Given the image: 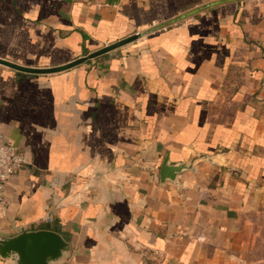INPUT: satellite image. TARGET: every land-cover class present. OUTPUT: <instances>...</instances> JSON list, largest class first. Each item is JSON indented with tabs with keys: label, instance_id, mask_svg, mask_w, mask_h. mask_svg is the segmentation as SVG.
I'll return each mask as SVG.
<instances>
[{
	"label": "crops",
	"instance_id": "1",
	"mask_svg": "<svg viewBox=\"0 0 264 264\" xmlns=\"http://www.w3.org/2000/svg\"><path fill=\"white\" fill-rule=\"evenodd\" d=\"M211 1L0 0V57L63 65ZM0 128L26 158L0 237L59 232L53 264H264V0L59 72L0 63Z\"/></svg>",
	"mask_w": 264,
	"mask_h": 264
},
{
	"label": "water",
	"instance_id": "2",
	"mask_svg": "<svg viewBox=\"0 0 264 264\" xmlns=\"http://www.w3.org/2000/svg\"><path fill=\"white\" fill-rule=\"evenodd\" d=\"M227 1L231 0H215L205 3L189 11H186L185 13L171 20L150 27L145 31L129 35L108 45H104L84 56H81L63 65L45 68L29 67L10 61L8 59H4L2 57H0V63L26 73L42 74L59 72L82 64L87 60L96 58L106 52L132 42L139 37L145 36L146 34L161 29L183 18L194 15L216 4ZM184 168L185 167L183 165L169 166L168 161L165 160L162 165L161 176L163 178L169 177V179L173 180L176 174L181 172ZM68 254L69 244L65 241V239L59 232L51 229L25 231L13 237H0V256L4 259H8L10 261V264H53L59 262Z\"/></svg>",
	"mask_w": 264,
	"mask_h": 264
},
{
	"label": "built area",
	"instance_id": "3",
	"mask_svg": "<svg viewBox=\"0 0 264 264\" xmlns=\"http://www.w3.org/2000/svg\"><path fill=\"white\" fill-rule=\"evenodd\" d=\"M25 162L24 154L15 145L5 140L3 130L0 128V217L8 209V203L5 200L6 184Z\"/></svg>",
	"mask_w": 264,
	"mask_h": 264
},
{
	"label": "rangeland",
	"instance_id": "4",
	"mask_svg": "<svg viewBox=\"0 0 264 264\" xmlns=\"http://www.w3.org/2000/svg\"><path fill=\"white\" fill-rule=\"evenodd\" d=\"M261 235L262 236H260L259 239L260 240H264V229L261 231ZM253 256L255 258H262V257H264V251H263V249L262 248H259V249L257 248V250L254 251Z\"/></svg>",
	"mask_w": 264,
	"mask_h": 264
}]
</instances>
